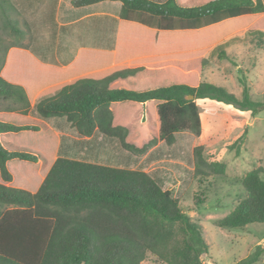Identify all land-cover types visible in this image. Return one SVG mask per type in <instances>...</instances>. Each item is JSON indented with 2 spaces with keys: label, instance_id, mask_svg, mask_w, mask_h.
I'll return each mask as SVG.
<instances>
[{
  "label": "trees",
  "instance_id": "trees-1",
  "mask_svg": "<svg viewBox=\"0 0 264 264\" xmlns=\"http://www.w3.org/2000/svg\"><path fill=\"white\" fill-rule=\"evenodd\" d=\"M102 1L120 2L121 20L157 31L197 30L264 11L263 0H70V5L80 8ZM13 9L8 0H0L3 27L17 39L5 44L0 36V100L11 104L0 109V264H142L148 258L159 264H206L203 257L209 248L203 226L147 172L61 156L52 160L47 140L45 150L31 145L33 136H43L42 123L24 122L31 107L27 92L1 75L8 49L27 48L20 43L24 31L10 16ZM247 34L255 45L264 46V30ZM224 44L215 46L217 57L231 61ZM207 65L208 58H202L200 75ZM144 69L131 66L101 78L76 79L39 99L36 112L42 118H64L82 136L98 131L116 138L124 150L143 155L157 141L172 145L179 132L199 135L198 100L250 110L252 116L264 106L252 100L242 69L241 98L206 80L145 88L119 84ZM125 104L137 105L134 113ZM114 106L131 115L147 108L156 119V136L142 144L134 141L129 127L114 123ZM244 136L245 132L235 144ZM235 144L228 147L233 149ZM203 150L202 145L193 148V176L199 183L225 170L223 161L208 160ZM241 184L244 197L214 222L220 229L264 223V168L246 172ZM200 204L198 198L195 205ZM262 252L264 248L257 246L236 264H254Z\"/></svg>",
  "mask_w": 264,
  "mask_h": 264
},
{
  "label": "rangeland",
  "instance_id": "rangeland-1",
  "mask_svg": "<svg viewBox=\"0 0 264 264\" xmlns=\"http://www.w3.org/2000/svg\"><path fill=\"white\" fill-rule=\"evenodd\" d=\"M8 2L14 6L11 18L25 33L20 43L27 48L9 57V50L17 47L8 49L1 75L12 83H16L12 77H20L18 82L25 88L31 105L24 122L42 123L43 136H33L31 145L45 150L49 148L47 140L52 147V160L63 156L147 172L162 189L170 190L172 197L180 200L182 209L203 226L209 248L203 257L206 264H236L257 246L264 248V223L243 229H220L214 224L244 197L241 179L245 173L257 166L264 168V106L252 116L250 110L210 99L198 100L201 133L179 132L172 145L157 141L143 155L124 150L116 138L98 131L91 136L79 135L64 118H42L35 109L39 99L76 79L101 78L118 69L141 65L144 70L119 84L145 88L173 82L196 85L206 80L241 98L238 77L242 69L252 100L264 104V46L255 45L247 34L249 30H264V11L197 30L157 31L121 20L118 1L80 8L72 7L70 0ZM0 26L4 43H16L17 39L4 29L1 20ZM223 43V51L231 61L217 57L215 46ZM202 58H208V65L200 75ZM10 105L0 100V109ZM124 106L134 113L137 105ZM113 109L114 123L129 127V137L134 141L142 144L156 136V119L147 108H139L134 115L117 106ZM244 132L243 141L236 145ZM231 144H235L233 149L228 147ZM197 145L203 146L208 160L225 163L223 174L210 176L202 183L197 181L193 176V148ZM20 171L25 173L28 168L21 167ZM198 198L202 204L195 205ZM142 264L159 263L148 258ZM254 264H264V252Z\"/></svg>",
  "mask_w": 264,
  "mask_h": 264
},
{
  "label": "crops",
  "instance_id": "crops-1",
  "mask_svg": "<svg viewBox=\"0 0 264 264\" xmlns=\"http://www.w3.org/2000/svg\"><path fill=\"white\" fill-rule=\"evenodd\" d=\"M100 3V2H99ZM97 4V3H96ZM89 6V5H88ZM246 16H249V15H246ZM237 18V17H236ZM134 23V22H133ZM15 51H20V52H23V51H26V48H22V47H17V48H11L10 50H9V53H8V57H9V55H13L14 53H15ZM9 76H11L12 77V74L11 75H9ZM18 76V75H17ZM19 77V76H18ZM17 77V78H18ZM17 78H13L12 79V81L14 80V81H16V83L18 84H21L20 82H18V81H20V77H19V79H17ZM7 80V79H6ZM63 157V156H62ZM83 161H85V160H83Z\"/></svg>",
  "mask_w": 264,
  "mask_h": 264
},
{
  "label": "water",
  "instance_id": "water-1",
  "mask_svg": "<svg viewBox=\"0 0 264 264\" xmlns=\"http://www.w3.org/2000/svg\"><path fill=\"white\" fill-rule=\"evenodd\" d=\"M187 98L191 99V98H192V96L190 95V96H188Z\"/></svg>",
  "mask_w": 264,
  "mask_h": 264
}]
</instances>
